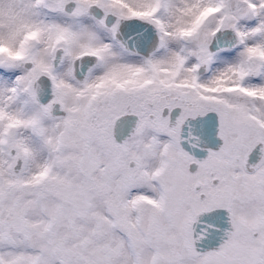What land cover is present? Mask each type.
<instances>
[{
  "label": "snow or ice",
  "instance_id": "obj_1",
  "mask_svg": "<svg viewBox=\"0 0 264 264\" xmlns=\"http://www.w3.org/2000/svg\"><path fill=\"white\" fill-rule=\"evenodd\" d=\"M0 264H264V0H0Z\"/></svg>",
  "mask_w": 264,
  "mask_h": 264
}]
</instances>
